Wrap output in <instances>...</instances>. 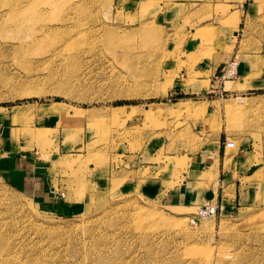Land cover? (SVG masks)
<instances>
[{"label":"rangeland","instance_id":"obj_1","mask_svg":"<svg viewBox=\"0 0 264 264\" xmlns=\"http://www.w3.org/2000/svg\"><path fill=\"white\" fill-rule=\"evenodd\" d=\"M246 1L0 0V149L43 175L29 193L0 174V264H264V0ZM219 131L244 164L196 172ZM184 179L214 209L170 204Z\"/></svg>","mask_w":264,"mask_h":264},{"label":"crops","instance_id":"obj_2","mask_svg":"<svg viewBox=\"0 0 264 264\" xmlns=\"http://www.w3.org/2000/svg\"><path fill=\"white\" fill-rule=\"evenodd\" d=\"M246 11L248 13V16L251 14L249 12L250 10V5L251 2L248 0L246 2ZM243 3V5H244ZM245 11V10H244ZM250 13V14H249ZM264 56V55H263ZM231 58V57H230ZM226 57L224 61L219 62L214 68L216 71L224 63H227L231 59ZM202 63V62H201ZM200 64V63H199ZM245 63H240L237 61V64L235 66L234 72L236 75L240 74L241 68L244 70L245 68ZM247 71L248 66H246ZM206 69V68H205ZM209 69V68H208ZM235 77V76H234ZM237 77V76H236ZM235 77V78H236ZM253 81H255L259 87L263 86L264 87V65L262 68V74L260 76H257L253 78ZM194 92L192 90H185L183 89L180 85L175 88L173 93L179 94V95H184L186 93ZM172 94V92H170ZM198 137L200 138L199 140L202 141L204 144L200 146L197 150L194 152H187V157L191 162L193 163V166L196 168V172L199 170H208V169H213V171H217L219 175H224L230 173L233 168H235V163L234 161H238V166L236 168L240 169L241 168V163H243V157L244 153L242 150H238L236 153L232 154V159L231 163L227 166H225V159L227 158V147L224 145V141L227 140L226 136L222 131H219L218 133H214L213 138L207 137L208 134H201L200 132L197 134ZM213 135V134H212ZM211 135V136H212ZM209 139V141H207ZM214 142V143H212ZM10 151H4L3 149H0V174L11 181V183L21 186V188L24 191H28L29 193L34 192L36 189L40 190V185L42 183V176L41 174L37 175L35 172V166L34 161H32L31 158L28 157V154H16V155H11L9 153ZM153 154V152H152ZM246 159V158H245ZM152 167L154 165H151ZM169 180L168 177L164 179V177H159L156 180H151L150 182L152 183L151 185V190L154 192H159V190H162V184L164 181ZM183 181V180H182ZM192 181L190 179L186 180L184 179L182 185H176L173 188L168 189L167 193V199L172 205L178 204V206L182 207H190L194 202L198 199H203L205 203H202L201 206L204 204L213 201L212 199L206 198L205 194L208 192H214L213 189H205V190H198L194 189V192L190 188V182ZM236 184L237 181H233L230 178H226L223 182V184ZM38 185V187H35ZM204 207V206H203Z\"/></svg>","mask_w":264,"mask_h":264},{"label":"bare ground","instance_id":"obj_3","mask_svg":"<svg viewBox=\"0 0 264 264\" xmlns=\"http://www.w3.org/2000/svg\"><path fill=\"white\" fill-rule=\"evenodd\" d=\"M109 40V39H108ZM112 41H110V43H111ZM109 43V42H108ZM235 66H236V63L234 62V63H232V65H231V67L228 69V72L226 73L227 74V76H229V75H232L234 72L232 71V70H234L235 69ZM234 68V69H233ZM231 77V76H230ZM242 81V80H241ZM242 83V82H241ZM236 101H237V103L238 104H240V105H244V103H245V99L243 98V97H238V98H236ZM120 107V106H119ZM119 107H116V110L119 108ZM160 109V108H159ZM115 109L112 111V114H114V115H117V111H116ZM158 110V109H157ZM152 111V110H151ZM148 113V112H147ZM151 114V113H150ZM32 134H33V137H39V135H40V132L39 131H33L32 132ZM177 162V161H176ZM178 163H179V160H178ZM178 163H176V165L178 164ZM214 199V192H213V196L211 197V198H209V199ZM209 207V208H208ZM214 206L213 205H205L204 207H202V210L199 212V214H201V215H204V214H207L206 212V209H214L213 208ZM203 212H205L204 214H202ZM245 213V212H244ZM159 217V219L161 220V221H165V217L163 216V215H160V216H158ZM211 225V224H210ZM227 256L228 257H232V254H227Z\"/></svg>","mask_w":264,"mask_h":264},{"label":"built area","instance_id":"obj_4","mask_svg":"<svg viewBox=\"0 0 264 264\" xmlns=\"http://www.w3.org/2000/svg\"><path fill=\"white\" fill-rule=\"evenodd\" d=\"M234 59H231L230 61H228L227 63H225V65H223L222 67V71H223V75L226 74L228 72V69L231 67L232 63H234L233 61ZM234 74V73H233ZM232 74V75H233ZM232 75H229V76H232ZM224 145L226 147H232L234 146V142L233 141H229V140H225L224 141ZM213 212V211H212ZM205 212H203L202 214H204Z\"/></svg>","mask_w":264,"mask_h":264},{"label":"water","instance_id":"obj_5","mask_svg":"<svg viewBox=\"0 0 264 264\" xmlns=\"http://www.w3.org/2000/svg\"><path fill=\"white\" fill-rule=\"evenodd\" d=\"M206 198H211L213 196V193L212 192H208L205 194Z\"/></svg>","mask_w":264,"mask_h":264}]
</instances>
